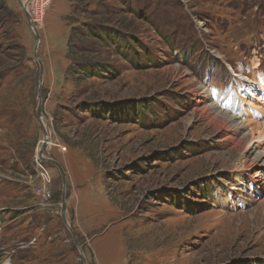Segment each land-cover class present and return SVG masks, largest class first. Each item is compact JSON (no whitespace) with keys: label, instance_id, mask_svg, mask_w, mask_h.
I'll list each match as a JSON object with an SVG mask.
<instances>
[{"label":"rangeland","instance_id":"374dc122","mask_svg":"<svg viewBox=\"0 0 264 264\" xmlns=\"http://www.w3.org/2000/svg\"><path fill=\"white\" fill-rule=\"evenodd\" d=\"M45 11L33 23L44 154L65 171L86 264H264V175L236 183L240 169L216 160L235 153L228 132L193 112L214 100L235 116L240 104L238 121L264 123V104L256 116L239 95L242 82L264 89V0H52ZM89 24L136 38L153 60L130 63L81 37ZM33 48L18 0H0V264H82L60 216L61 177L40 159L50 195L35 193L46 185ZM91 63L106 71L84 77L79 65ZM139 101L152 104L143 121L121 114ZM83 103L114 115L95 118Z\"/></svg>","mask_w":264,"mask_h":264},{"label":"bare ground","instance_id":"6f19581e","mask_svg":"<svg viewBox=\"0 0 264 264\" xmlns=\"http://www.w3.org/2000/svg\"><path fill=\"white\" fill-rule=\"evenodd\" d=\"M43 13L45 14L44 9H39L38 20L42 19ZM241 89L242 93H239V95L243 97L242 100L249 101L253 105H249V107L256 113V116L262 115V105L264 101L259 99L258 92L264 91L263 85L254 81H248V83L242 82ZM202 90L204 95H208L204 87H201V91ZM214 104H216V101L213 100L212 102H208L205 106L194 108L193 112L199 113L198 115L201 116L206 124L213 126V129L216 131L223 133L228 132L223 139L229 140L228 142L231 144L229 146L230 150L235 153L231 152L228 157L227 155H219L217 157L220 159L216 160L220 161V165L222 164L224 167L233 169L232 171L240 169L235 175L236 179L234 181L236 183H240L245 178L254 183L256 178H259L260 175L261 177L264 175V145L262 149H260L261 145L264 143V123H259L251 127L253 122L238 121L236 119L238 118L237 115L242 113L240 104L238 108L239 112L236 113L235 116L221 111L218 107L214 106ZM231 133L235 134V138H233ZM260 165H263L260 174L258 172L253 173ZM253 194H249L248 200L253 199ZM257 205L264 209V199H261Z\"/></svg>","mask_w":264,"mask_h":264},{"label":"trees","instance_id":"16d2710c","mask_svg":"<svg viewBox=\"0 0 264 264\" xmlns=\"http://www.w3.org/2000/svg\"><path fill=\"white\" fill-rule=\"evenodd\" d=\"M86 31L83 32L81 37L86 38H95L98 39V45L99 44H106L108 43L116 50V53L120 55L124 60L130 63L138 62L141 58H143V62H149L153 60L152 54L148 53L146 49L143 48V45L141 42H138L136 38L133 37H125L120 32H116L113 29H104V25L98 24V29L94 28L93 24L85 25ZM102 27V28H101ZM101 28V29H100ZM104 30V31H102ZM104 38H103V37ZM108 41V42H107ZM142 51V53H139ZM108 66V65H107ZM80 72L83 74L84 77H89L94 74H100V72H105L106 67L102 65V63H91V64H85V65H79ZM18 101V97L15 100ZM18 106V104H16ZM150 103L146 101H139V102H129L126 103L125 106L122 105L121 107V114H123L122 109L126 108V111H124L125 116L132 120H140L143 121L145 114H151L152 109L150 108ZM114 107V106H113ZM113 107L109 108L106 106H100L99 104H90V103H83L81 105H78V109L81 108L84 111H87L91 116H94L98 119H106V117L113 116L114 110ZM117 111V109H115ZM108 114V115H107ZM118 118L119 115L117 114ZM140 116V117H139Z\"/></svg>","mask_w":264,"mask_h":264},{"label":"water","instance_id":"95a60500","mask_svg":"<svg viewBox=\"0 0 264 264\" xmlns=\"http://www.w3.org/2000/svg\"><path fill=\"white\" fill-rule=\"evenodd\" d=\"M19 5L23 8V11L25 13V17L27 19V23L28 26L32 32V36H33V40H34V48H33V58L34 60H36V62L39 65V88H38V94H37V99H38V103H37V107H36V119L37 122L42 130V139L40 140V144L36 149V156L38 159H40L43 162H48L50 164H52L53 166H55V168L58 170L59 175L61 177V181H62V192H61V200H60V216L61 219L64 223V225L66 226V228L70 231L73 241L75 243V245L77 246L81 259H82V264H86V258L84 256V253L82 251L81 246L78 244V242L76 241V236L66 218V175H65V171L63 169V167L61 166V164L53 159L52 157L45 155L44 154V149H46V147L48 146V142L50 140V136H51V132L50 129L48 127L47 121L44 118L43 114H42V100H41V83H42V76H43V65H42V61L38 55L39 53V48H40V39H39V34L37 32L36 27L34 26L33 22L31 21V18L26 10V8L23 6L21 0H18Z\"/></svg>","mask_w":264,"mask_h":264},{"label":"built area","instance_id":"2783aa9c","mask_svg":"<svg viewBox=\"0 0 264 264\" xmlns=\"http://www.w3.org/2000/svg\"><path fill=\"white\" fill-rule=\"evenodd\" d=\"M52 0H21L23 6L26 8L32 22H39L38 20V11L39 9H44V11L46 10L47 6L50 4ZM46 12V11H45ZM42 20V19H41ZM41 24V21L39 22ZM65 149V147H64ZM36 163L38 164V166H40L43 169V176L42 178L45 180L44 184L46 185V187L44 186L43 188H38L35 193L37 196H47L49 197L50 195V191L47 188V185L50 183L51 178L49 176V174L47 173V170L38 162V158L36 157ZM48 183V184H47Z\"/></svg>","mask_w":264,"mask_h":264}]
</instances>
